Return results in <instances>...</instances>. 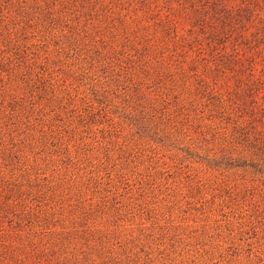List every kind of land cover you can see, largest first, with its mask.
<instances>
[{
	"label": "rangeland",
	"instance_id": "rangeland-1",
	"mask_svg": "<svg viewBox=\"0 0 264 264\" xmlns=\"http://www.w3.org/2000/svg\"><path fill=\"white\" fill-rule=\"evenodd\" d=\"M0 264H264V0H0Z\"/></svg>",
	"mask_w": 264,
	"mask_h": 264
}]
</instances>
